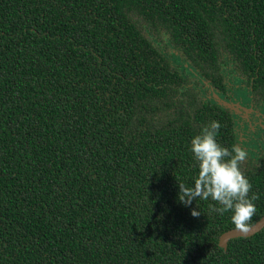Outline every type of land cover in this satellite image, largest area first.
Returning a JSON list of instances; mask_svg holds the SVG:
<instances>
[{
  "label": "trees",
  "instance_id": "1",
  "mask_svg": "<svg viewBox=\"0 0 264 264\" xmlns=\"http://www.w3.org/2000/svg\"><path fill=\"white\" fill-rule=\"evenodd\" d=\"M237 85L264 111V0H0V264H264V227L224 250L233 213L178 199Z\"/></svg>",
  "mask_w": 264,
  "mask_h": 264
},
{
  "label": "clouds",
  "instance_id": "2",
  "mask_svg": "<svg viewBox=\"0 0 264 264\" xmlns=\"http://www.w3.org/2000/svg\"><path fill=\"white\" fill-rule=\"evenodd\" d=\"M221 125L212 121L191 142V152L198 163V175L193 187L178 184V199L185 206L193 200H211L220 207L209 205L210 212L219 215L231 211V221L235 230L247 235L252 229V218L257 208L254 201L259 199L255 193L250 194L252 184L242 170V164L248 158L245 149L233 146L231 151L217 143ZM193 217H199L200 211L192 210Z\"/></svg>",
  "mask_w": 264,
  "mask_h": 264
},
{
  "label": "rangeland",
  "instance_id": "3",
  "mask_svg": "<svg viewBox=\"0 0 264 264\" xmlns=\"http://www.w3.org/2000/svg\"><path fill=\"white\" fill-rule=\"evenodd\" d=\"M232 91L233 93L230 95L233 101L236 102L238 107H241L242 110H247L249 104L247 95L245 94L246 92L241 90L239 85L235 86ZM211 93L213 92L209 89V97ZM215 97L217 96L215 95ZM223 102L224 101H219L220 104H223ZM245 113H247V111H242L240 115H236L235 117L238 147L245 149L248 155H254L257 150V144L260 141V135H263L261 139H264L263 118H257V116L252 115V117L250 115L245 116Z\"/></svg>",
  "mask_w": 264,
  "mask_h": 264
},
{
  "label": "water",
  "instance_id": "4",
  "mask_svg": "<svg viewBox=\"0 0 264 264\" xmlns=\"http://www.w3.org/2000/svg\"><path fill=\"white\" fill-rule=\"evenodd\" d=\"M224 105H226V103H224ZM263 227H264V215L256 223L252 225V229L249 231L247 235H244L235 229H231L229 231L224 232L219 237L218 245L220 248L225 250L227 246V242L230 239H235L239 237H242V238L250 237L253 234L259 232Z\"/></svg>",
  "mask_w": 264,
  "mask_h": 264
},
{
  "label": "flooded vegetation",
  "instance_id": "5",
  "mask_svg": "<svg viewBox=\"0 0 264 264\" xmlns=\"http://www.w3.org/2000/svg\"><path fill=\"white\" fill-rule=\"evenodd\" d=\"M226 102V107H228L231 112H232V117L234 119V122H235V117L236 115H240V113L243 111H247V113H245V116L247 115H252V116H257V118H263V124H264V111H260V112H256L255 110H253L251 107H249L247 110H242L241 107H238V104L236 102L233 101L232 97H229L227 98V100L225 101ZM251 116V117H252ZM255 118V117H254ZM263 132H264V127H263ZM263 135H260V141L258 142V146H257V150H256V153L259 154L260 152V144H264V139H261ZM258 147H259V150H258ZM264 149V147H262ZM261 148V149H262ZM254 153V155L256 154ZM254 155H248V156H254Z\"/></svg>",
  "mask_w": 264,
  "mask_h": 264
}]
</instances>
